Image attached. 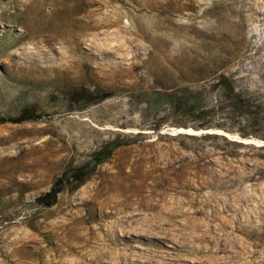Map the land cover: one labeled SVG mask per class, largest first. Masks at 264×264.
<instances>
[{
	"label": "rangeland",
	"instance_id": "1",
	"mask_svg": "<svg viewBox=\"0 0 264 264\" xmlns=\"http://www.w3.org/2000/svg\"><path fill=\"white\" fill-rule=\"evenodd\" d=\"M241 138L264 140V0H0V264H264Z\"/></svg>",
	"mask_w": 264,
	"mask_h": 264
},
{
	"label": "bare ground",
	"instance_id": "2",
	"mask_svg": "<svg viewBox=\"0 0 264 264\" xmlns=\"http://www.w3.org/2000/svg\"><path fill=\"white\" fill-rule=\"evenodd\" d=\"M25 31H26V30H25ZM73 35H74V34H73ZM61 36H62V35H61ZM76 36H77V34H76L75 36L72 37L71 35L69 36V33H64L63 36H62L61 38H59V42L61 41V42H60V45H61V44L63 45L64 43H67V42L70 44V43L72 42V44H73L72 46H73L74 52L79 51V50H78V49H79V42H78V38H77ZM52 39H54V38H52ZM52 39H45V41H47V42H51ZM60 39H61V40H60ZM52 42H53V41H52ZM52 42H51V43H52ZM51 45H52V44H51ZM47 46H48V45H47ZM68 46H69V45H68ZM49 47H52V46H49ZM60 47H61V46H60ZM63 47H64V46H63ZM69 48H70V46H69ZM69 48H68V49H69ZM52 49H54V48H52ZM63 49H65V48H63ZM68 49H67V50H68ZM70 49H72V47H71ZM73 49H72V50H73ZM59 50H60V49H59ZM72 50H71V51H72ZM61 51H62V50H61ZM69 51H70V50H69ZM52 52H53V50H52ZM52 52H51V53H52ZM74 52H73V53H74ZM45 53H46V52H45ZM45 53H44V54H45ZM51 53H50V54H51ZM66 53H68V52H66ZM77 53H78V52H77ZM50 54H49V55H50ZM55 54H56V53H55ZM60 54L62 55V57L60 56V58H58V59L60 60V63H59L60 66H63V67H65V68H68V67H72L75 63H77V59H70V60H69L70 62H68V63H67V61H65V58H71L72 56L74 57L73 54H72L71 57H70V56H68V57L64 56V52H63V53H60ZM69 55H70V53H69ZM76 56H78V55H76ZM46 57H47V55H46ZM42 58H43V57H42ZM53 58H54V57H53ZM43 59H44V58H43ZM50 59H52V58H50ZM45 60H46V59H45ZM45 60H44V61H45ZM47 60H48V59H47ZM54 60H57V58L55 57ZM44 61H43V62H44ZM46 62H47V61H46ZM46 62H45V64H46ZM55 62H56V61H55ZM49 63H50V62H49ZM56 63H57V62H56ZM41 65H43V64H41ZM57 65H58V63H57ZM77 65H78V64H77ZM52 67H53V66H52ZM36 68H37V67H36ZM65 68H63V69H65ZM73 68H75V66H73ZM69 69H70V68H69ZM71 69H72V68H71ZM51 70H52V69H51ZM48 71H49V70H48ZM60 72H61V71H60ZM24 244H25V243H24ZM84 248H85V247H84ZM103 251H104V250H103ZM70 254H71V253H70ZM118 256H119V255H118ZM96 258H97V257H96ZM124 258H125V257H124ZM92 259H93V258H92ZM99 259H100V258H99ZM121 259H122V258H121ZM121 259L119 258L118 260H120V261H118V262H116V263H114V264H127V261H126L127 258H126L125 260H121ZM83 261H84V260H83ZM98 261H99V260H98ZM129 261H130V260H129ZM102 262H103V261H102ZM130 262H131L132 264H135L133 260H131Z\"/></svg>",
	"mask_w": 264,
	"mask_h": 264
},
{
	"label": "water",
	"instance_id": "3",
	"mask_svg": "<svg viewBox=\"0 0 264 264\" xmlns=\"http://www.w3.org/2000/svg\"><path fill=\"white\" fill-rule=\"evenodd\" d=\"M242 140H246L247 142H250V143H255V144H259L261 146H264V140H253V139H249V138H246V139H243L241 138Z\"/></svg>",
	"mask_w": 264,
	"mask_h": 264
},
{
	"label": "trees",
	"instance_id": "4",
	"mask_svg": "<svg viewBox=\"0 0 264 264\" xmlns=\"http://www.w3.org/2000/svg\"><path fill=\"white\" fill-rule=\"evenodd\" d=\"M23 120H25V119H19V121H23ZM1 122H3V121H1ZM55 192V194H52V193H50L49 195H56L57 194V191L56 190H54Z\"/></svg>",
	"mask_w": 264,
	"mask_h": 264
}]
</instances>
